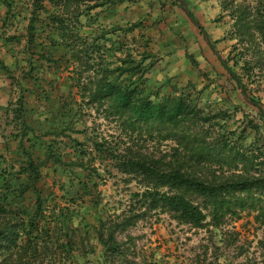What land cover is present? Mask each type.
Masks as SVG:
<instances>
[{
  "label": "trees",
  "instance_id": "1",
  "mask_svg": "<svg viewBox=\"0 0 264 264\" xmlns=\"http://www.w3.org/2000/svg\"><path fill=\"white\" fill-rule=\"evenodd\" d=\"M171 1L188 23L193 18L202 25L190 0H185L190 15ZM207 1L218 3L235 21L234 35L244 52L250 50L248 45L253 47L256 62L242 67L245 76L251 74L264 58L258 43L264 40V0L251 8L235 0ZM24 2L29 17L23 75L17 76L18 61L15 71L0 59V74L8 82L5 89L10 97L18 95L7 107L0 106L7 113L6 125L12 126L15 149L0 169V264H87L98 247L103 251L100 264H158L131 259L128 242L118 239L152 214L218 231L227 218L239 219L248 212L264 225V108L231 69L230 60L219 57L215 41L210 47L225 71L220 75L239 91L244 89L254 105L243 102L257 110L263 124L251 120L242 130H234L237 111L215 105L203 108L204 89L193 81L184 87L161 83L149 87L146 80L154 55L151 39L135 34L142 23L109 30L98 23L103 10L115 12L124 0H0V12L5 8L0 23L12 27L21 20L22 13L15 8ZM197 30L206 39L205 29ZM25 36L0 32L1 47L16 49ZM46 39L52 47L64 45L62 58L44 52ZM64 62L66 69L71 68V83L64 84L61 77L47 80L52 76L47 66L59 75ZM86 117L95 124L104 120L115 126L116 135L90 129ZM249 131L255 135L246 145ZM98 162L111 166L128 184L134 182L138 191L131 193L128 209L106 218L99 215L92 240L82 222L74 223L78 213L74 205L80 195L77 182L84 190L96 187L97 192L99 183L91 187L90 179L104 180ZM48 167L68 177L73 206H52L53 197L43 194L39 184ZM86 172L88 181L83 180ZM31 191L34 202L27 207L24 201ZM95 194L91 203L98 209L102 200L99 192Z\"/></svg>",
  "mask_w": 264,
  "mask_h": 264
},
{
  "label": "rangeland",
  "instance_id": "2",
  "mask_svg": "<svg viewBox=\"0 0 264 264\" xmlns=\"http://www.w3.org/2000/svg\"><path fill=\"white\" fill-rule=\"evenodd\" d=\"M192 8L195 9V16L202 23L205 33L210 38L203 39L199 34V29L189 18V22L183 11L171 0H124L123 4L117 6L113 11H102L98 20L102 29L109 30L112 27L142 23L143 28L136 30L135 34H142L150 38L149 50L154 55L152 58L154 64L150 68L146 84L154 87L156 83L175 84L184 87L188 82H194L198 88L204 89L202 107L208 105L226 107L230 113L237 111L236 123L233 122L235 129L242 130L246 127L248 121L263 124L257 110L251 109L243 102V95L235 84L227 81L222 75L225 71L222 69L218 58L211 50L210 44L216 42L219 51V57L223 60L229 59V66L242 77V81L248 87L250 92L260 100L264 108V58L260 66L245 76L242 67L245 63H255L254 49L247 46L250 50H245L240 46L234 35L235 21L229 13L221 10L216 2L207 0H190ZM238 4L249 6L250 8L257 0H235ZM187 3V2H186ZM196 5L199 6L196 8ZM15 12L22 13V18L12 27L10 23H0V32H7L8 35L25 36V27L29 12L26 11V3L18 4ZM25 7V8H24ZM5 8L1 7V14H4ZM114 12V13H113ZM202 12V13H200ZM103 14V15H102ZM21 18V17H20ZM162 21V23L160 22ZM88 21V20H87ZM197 28V29H196ZM115 39H119L118 35ZM114 39V40H115ZM125 39V35H122ZM26 36L19 42L18 47L13 49L1 47L0 41V59L4 60L12 70L16 69V63L19 62V71L17 76L23 75V66L25 65L26 55L23 49L26 45ZM44 52L47 55H56L62 58L65 47H52L49 39L44 40ZM54 41V40H53ZM116 41V40H115ZM129 43L132 40H128ZM259 48L264 50V40H258ZM59 45V44H58ZM136 47L143 51L140 44L135 43ZM57 48V49H56ZM16 50L13 55L11 51ZM17 57V60L15 59ZM193 60V61H191ZM152 63L151 60L148 62ZM195 63V64H194ZM50 66V64H49ZM47 66L52 76H47V80L54 77H61L64 84L71 83L70 69H66L63 63L59 75L55 69ZM41 75H44L41 72ZM6 77L0 74V104L14 101L18 98L17 92L8 95L6 87ZM168 91V89H165ZM164 91L163 93H165ZM238 107V108H237ZM28 110L33 114L32 103L28 105ZM9 119L11 116L9 114ZM7 113L0 111V169L6 166L7 162L13 157L14 148L11 143L12 126L6 125ZM9 122V120H8ZM87 125L90 129L96 128L101 133L115 134V126H110L104 120H96L86 117ZM10 123V122H9ZM248 140L246 145L254 139L252 131L247 132ZM264 135V129L261 132ZM165 149L168 147L165 146ZM40 154V153H39ZM96 167L99 173L104 177L103 181L95 178L90 179L88 173H83L84 181L91 182V187L99 183L97 192L100 193L102 200L98 209L92 205V196L96 195V187L87 191L77 182V191L79 196H75L78 201L71 203L69 199L74 197L69 191L70 183L68 177L56 168L48 167L43 169L44 179L39 184L43 194L50 199L51 205L54 203L63 206L76 207L74 223L82 222L83 226L90 233L93 240V225L98 224L99 215L106 218L109 215L119 214L128 209L131 202V193L138 191L134 182L128 184L125 177L113 171L111 166H106L98 162ZM106 169L111 174H107ZM57 171V172H56ZM25 182V180H22ZM63 184H65L63 190ZM65 195L64 198L62 196ZM34 202L33 191L26 195L24 204L32 207ZM49 202V203H50ZM120 241H127L131 248V259L141 261L143 258L158 264H264V225H260L254 219V214L244 213L238 218H227L222 230H215L213 227L205 229L192 228L189 225L179 224L172 220L168 214L150 215L146 220H142L136 226L129 229L125 234L118 237ZM94 242V241H93ZM102 248L98 247L96 254H90L87 264H100L102 259Z\"/></svg>",
  "mask_w": 264,
  "mask_h": 264
},
{
  "label": "water",
  "instance_id": "3",
  "mask_svg": "<svg viewBox=\"0 0 264 264\" xmlns=\"http://www.w3.org/2000/svg\"><path fill=\"white\" fill-rule=\"evenodd\" d=\"M176 1H177L178 3H180V4L183 6V9L186 11V13H187L188 15H190V10H189V8H188V5H187L186 1H185V0H176ZM190 20H191L192 23H194V25H196L198 28H203V25H201V24H199L198 22H196L193 18H190ZM205 36H206L207 41L210 43V38H209V36H208L206 33H205ZM241 91H242V95H243L244 100H245L247 103H249V104H251V105H254L253 102L249 99V97H248L247 94L245 93V91H244L243 88L241 89Z\"/></svg>",
  "mask_w": 264,
  "mask_h": 264
},
{
  "label": "crops",
  "instance_id": "4",
  "mask_svg": "<svg viewBox=\"0 0 264 264\" xmlns=\"http://www.w3.org/2000/svg\"><path fill=\"white\" fill-rule=\"evenodd\" d=\"M211 2H213V1H211ZM214 3V2H213ZM196 8H198V10H199V6L198 5H196ZM194 11V13H195V9L193 10ZM200 13H202V12H200ZM9 89V88H8ZM8 95H9V93H8ZM0 106L1 107H4V106H6L5 104H0Z\"/></svg>",
  "mask_w": 264,
  "mask_h": 264
}]
</instances>
